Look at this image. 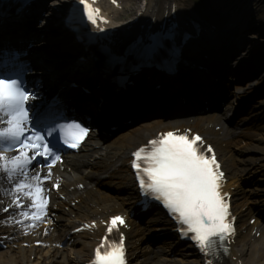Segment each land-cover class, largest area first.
<instances>
[{"label": "snow or ice", "instance_id": "6c2138e0", "mask_svg": "<svg viewBox=\"0 0 264 264\" xmlns=\"http://www.w3.org/2000/svg\"><path fill=\"white\" fill-rule=\"evenodd\" d=\"M82 2H85L87 18L96 24L99 10L88 5L86 0ZM16 60H19L18 55ZM10 64L12 61L7 58L0 60V177L11 184L13 206L19 208L24 205L19 216L39 219L46 214L49 202L40 181L49 179L50 175L38 177V171L29 175L30 163L37 156L44 157L53 165L61 160L57 154L60 149L54 150L46 136L59 132L65 145L79 149L90 129L78 123L56 127L58 113L53 114L54 123L43 134L31 127V117L25 105L35 97L25 90L22 75L9 70ZM199 141V135L190 139L186 134H161L159 140H152L149 147L135 153L134 167L140 173L145 194L163 201L180 221L185 237L194 234L201 249L211 256L233 228L226 222L228 205L220 192L223 173L218 171L219 164L214 154L209 157L200 150ZM211 151L209 147L207 152ZM55 187L59 189L60 186L56 184ZM123 224L121 216L112 217L108 232ZM105 244L97 249L96 264H126L122 236L119 243L101 251Z\"/></svg>", "mask_w": 264, "mask_h": 264}, {"label": "bare ground", "instance_id": "6f19581e", "mask_svg": "<svg viewBox=\"0 0 264 264\" xmlns=\"http://www.w3.org/2000/svg\"><path fill=\"white\" fill-rule=\"evenodd\" d=\"M68 1V0H67ZM70 1V0H69ZM94 1V0H86V2ZM107 0H95L97 5L101 6L105 3ZM120 1V2H119ZM187 0H116V3L118 5L119 11L117 16L114 15V21L119 20L120 18H124L127 15L132 16L134 12H139V18L144 19L146 16L154 17L155 15H161V14H167L170 16V13L168 11H171L177 7H183L184 2ZM252 0L248 1H242L240 3L241 7H244V10L241 11V16H245L250 11L254 12V18L256 19V22L253 23V17L246 18L243 20L244 27H241L238 32L229 33L227 35L228 38L235 39L233 44L235 46L238 45L241 41V34L244 33L245 30L252 31L254 30L253 25L257 24L256 30L259 31L257 34L252 35L254 38V42L257 41L260 42L261 37L259 36L261 33H264V21L263 14H260V9H256L255 11L252 10V8H248L250 5V2ZM264 1V0H262ZM259 3V1H256ZM143 7L141 8V6ZM103 8V7H102ZM110 8V7H109ZM109 9L107 7H104V11L111 15V13L108 11ZM121 10V11H120ZM112 11H115L112 10ZM115 11V12H117ZM227 14V13H226ZM112 19V16L109 17ZM110 22V25H115L118 22ZM130 26V25H129ZM127 26L126 28H128ZM125 28V29H126ZM121 31V30H120ZM132 32L123 31L124 35H129ZM52 34L59 35L60 33L56 30L52 31ZM63 35V34H60ZM56 41V47L53 46V49L57 48V53L62 52V54L67 53L66 57L74 56L79 51L76 49L75 45H71V40L68 43H64V41L55 38ZM219 42V41H218ZM264 42V40H263ZM206 41L203 42L201 45H197L196 47L189 48V54H191L194 57H198L204 49V44ZM208 49L213 54L214 46L215 45H208ZM219 48L226 52L229 47L225 46L223 42L218 44ZM90 46L89 52H93V50L99 49L98 47L93 49ZM261 46H250V51L252 52V55H255L258 52L264 51V47L260 48ZM60 49V50H59ZM97 51V50H96ZM64 52V53H63ZM255 52V53H254ZM61 54V53H60ZM87 53L85 52V55ZM264 54V52H263ZM91 55V54H90ZM86 57V56H85ZM86 60V59H85ZM94 64L92 65L93 70L95 73H97V77L99 74H103L98 69V63L93 58ZM77 63V62H76ZM218 66L217 64L213 63V67ZM91 68V67H90ZM72 73L79 74L80 68L77 66H72ZM59 72L63 73L62 70L57 69ZM191 72V69H188ZM151 71V70H150ZM148 74H153L149 72ZM156 76H151L150 79H154ZM99 78V77H98ZM260 83L264 85V73L260 77ZM102 82H105V79H101ZM189 80L191 81V78L189 76ZM259 81L254 79L253 84H257ZM92 85H96L95 81H91ZM253 84H250L247 89H250L253 87ZM106 87V86H104ZM149 85L146 87L144 86L143 89H148ZM152 91H156L154 88ZM246 92V90H241V93ZM234 99L238 98L241 94L237 92H233ZM111 96V95H110ZM149 97L143 93L137 95L135 98L132 99V104H139L144 105L148 104V101L145 99V97ZM128 101L125 99V101L128 103ZM117 101L120 103L121 101L117 99ZM163 101V99L159 100ZM99 103V102H98ZM117 106H122L118 105ZM136 114V113H135ZM218 114H206L203 117H206L207 119H199L198 122L200 123H194V126H201V124L204 120H211L213 117ZM210 117V118H208ZM264 121V106H257L254 107L251 115H250V122H252L253 127H262ZM246 120L243 119L240 123L237 124V128H231L230 132H226L223 136L222 141H226L228 151L232 152L231 145H236L237 143H240L241 141L246 140L249 142L248 150L255 151L259 155V160L253 158L251 160L245 159L244 153H238L234 151L233 153L229 154L233 158V167H229V163L224 161L225 166L230 170L231 174H239L241 172H244L249 169H254L256 165L264 161V138H258L255 136H252L248 133H240L239 129H243L246 125ZM163 121L161 118L141 121L140 123H135L134 126H131L129 130L123 132L126 134H120L118 138L109 144H107L106 140H102L101 136H96V141L98 142V146H104L102 151H96L90 153V159H91V166L89 169H86L84 171H79L78 166H74L76 172L80 174L78 179L80 181H83L87 179L90 182V186H87L86 191L79 192L75 190L72 194L75 195L76 199H80L81 202L77 207H73L72 214H68L64 211L65 208H62L61 214L57 218L56 224L60 226L59 229H50L49 232V238L48 240L56 243L60 241L61 237H66V234L70 232V230L76 225V224H82L84 222H97V230L91 233L90 231H85L81 236H70L67 241L61 245L62 247H57L54 245L51 246H44L37 248L35 246H22L21 239L19 237L14 238L13 244H10L5 249L0 250V264H83L91 255L92 249L95 245L98 244V237L102 234L103 228H100V224L102 220H107L110 215H113L115 213H119L123 211V208H127L130 205V202L134 198V190H132L133 184L130 181V174L128 172V166H127V160L130 152L134 150L135 147H138L149 139V137H153L156 135V133L159 130H162L163 127ZM207 135V133H205ZM208 136V135H207ZM213 143L216 147L219 145L220 140L214 139L210 141ZM107 144V145H106ZM244 162V163H243ZM243 163V164H242ZM232 169V170H231ZM108 176V177H107ZM107 183L116 184L118 186V190L115 192V194H109L101 190V187ZM253 188L252 190H254ZM249 195V194H248ZM247 196V194H245ZM251 210L250 208L247 209V211ZM75 216V218H73ZM133 231H138V228L135 227ZM145 235V232L140 233L138 236L134 238V240L137 239L139 236ZM263 235V236H262ZM261 237H264V227ZM35 239H42L46 241V237L43 235H36L35 237H32L30 241H33ZM237 245L239 248L236 249L234 256L236 257L235 262L232 261L231 264H264V244H257L255 241H246L245 236H243L241 239L238 240ZM133 252H131V256H135L136 258L138 256H142L143 253L140 250V247L134 246ZM69 252H73L72 254L74 257L72 258ZM185 253V252H181ZM257 254V258L254 259V255ZM135 260V259H133ZM147 258H143L142 261H146ZM171 260H168V264ZM148 264H163L158 261L150 262L148 261ZM176 264L178 261H176ZM185 264H202L201 261H198L196 263L195 260L191 259L188 263Z\"/></svg>", "mask_w": 264, "mask_h": 264}, {"label": "rangeland", "instance_id": "374dc122", "mask_svg": "<svg viewBox=\"0 0 264 264\" xmlns=\"http://www.w3.org/2000/svg\"><path fill=\"white\" fill-rule=\"evenodd\" d=\"M225 2H226V0H224ZM259 2H260V4L262 5V9H261V11H260V14H264V3H263V1H261V0H258ZM104 5L106 6V7H111V6H113V4L112 3H110L108 0L107 1H105V3H104ZM114 8L115 9H118V6H114ZM121 11V10H120ZM119 11H117L116 13H118ZM137 12H134L133 13V15L134 14H136ZM127 16H130V15H127ZM130 18H132V17H130Z\"/></svg>", "mask_w": 264, "mask_h": 264}]
</instances>
